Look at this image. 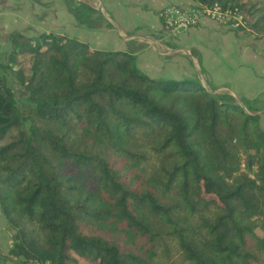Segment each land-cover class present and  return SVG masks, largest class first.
Wrapping results in <instances>:
<instances>
[{"label": "trees", "instance_id": "16d2710c", "mask_svg": "<svg viewBox=\"0 0 264 264\" xmlns=\"http://www.w3.org/2000/svg\"><path fill=\"white\" fill-rule=\"evenodd\" d=\"M238 8L264 37V0ZM0 210L20 264H264L261 115L67 33L10 34ZM261 231V233H259ZM8 257V256H7ZM9 258V257H8Z\"/></svg>", "mask_w": 264, "mask_h": 264}, {"label": "crops", "instance_id": "0c3cea01", "mask_svg": "<svg viewBox=\"0 0 264 264\" xmlns=\"http://www.w3.org/2000/svg\"><path fill=\"white\" fill-rule=\"evenodd\" d=\"M168 4L192 6L197 2L75 0L73 9L66 10L65 14L72 22L71 36L96 49L131 51L138 67L151 76L197 78L205 87L204 77L210 79L209 86L226 80L229 84L236 80L239 85L264 86V51L260 50L256 40H251L245 47L240 31L210 18H203L188 31L174 36L166 30L160 16L162 8ZM57 16L63 18L64 15L59 13ZM36 19L30 11L27 21L32 23ZM244 52L251 54V61L241 57ZM241 65H248V68L243 70ZM10 242H7L6 254ZM0 249L3 250L1 244Z\"/></svg>", "mask_w": 264, "mask_h": 264}, {"label": "rangeland", "instance_id": "374dc122", "mask_svg": "<svg viewBox=\"0 0 264 264\" xmlns=\"http://www.w3.org/2000/svg\"><path fill=\"white\" fill-rule=\"evenodd\" d=\"M74 5L75 0H15V2L4 0L0 4V77L4 76L8 84L15 89L17 104L23 111H27L32 107V103L28 100V92L17 83L16 74L11 68H3V65L9 62L11 52L10 34L20 31L28 35H36L41 31H57L71 35L73 31L72 22L65 13L68 9L72 10ZM30 11L37 16L36 21L34 20L32 23L27 21ZM59 13L64 15L63 18L57 16ZM237 31H240L239 35L245 47L248 46L251 40H256L260 50L264 51L262 41L264 37L249 29H238ZM241 57L251 61V54L248 52L242 53ZM241 68L243 70L247 69L248 65H241ZM214 79L212 80L215 81ZM209 81L210 79L204 77L205 85L211 91L233 96L246 110H250L249 107L251 106L261 115V125L264 128V86L239 85L236 80H231V85L226 80L209 86ZM251 82L253 83V81ZM3 236L5 240H0V244L3 246V250L0 249V264H20L16 259L11 258L13 256L9 255V251L6 254L7 242L12 240V231L2 214L0 215V237ZM80 260L82 264H89L84 259Z\"/></svg>", "mask_w": 264, "mask_h": 264}, {"label": "built area", "instance_id": "2783aa9c", "mask_svg": "<svg viewBox=\"0 0 264 264\" xmlns=\"http://www.w3.org/2000/svg\"><path fill=\"white\" fill-rule=\"evenodd\" d=\"M160 16L166 30L174 36L188 31L203 18L213 19L234 30L247 25L244 15L238 8L225 7L219 2L210 5L197 3L192 6L168 4L162 8Z\"/></svg>", "mask_w": 264, "mask_h": 264}]
</instances>
